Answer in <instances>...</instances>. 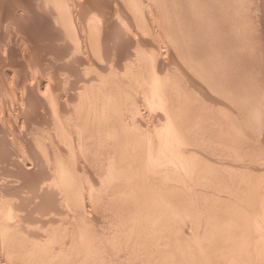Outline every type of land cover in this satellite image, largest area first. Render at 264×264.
Here are the masks:
<instances>
[{"label": "bare ground", "instance_id": "bare-ground-1", "mask_svg": "<svg viewBox=\"0 0 264 264\" xmlns=\"http://www.w3.org/2000/svg\"><path fill=\"white\" fill-rule=\"evenodd\" d=\"M93 1L94 3L92 0H0V137L4 139V144L7 143L5 151H3L7 155L5 156L2 152L3 155H0V157L10 158L13 161L12 163L15 164L16 170H18L17 172L23 175H32L37 171L48 173L46 177L42 176L43 180H40L42 185L37 186L39 189L40 187L44 188V192L48 194L53 186L50 185L51 183L48 179H50L51 172L56 170V165L57 171L61 173L59 174L61 175L60 180L63 185L70 184L71 187V185L76 183L74 181H77L78 168L77 171L72 170L68 166L69 163H66L67 160H64L65 156L70 155L75 160L74 163H77V160L81 158L80 155L85 154L83 153L85 151L89 152L92 150L95 144L103 146V150L105 149L103 153L106 154L104 155L107 158V161L104 158L105 162H107L104 166L107 164V170L102 166L106 172H100L101 174H98L96 176L97 179H95L93 175L95 170L91 172L87 169L89 174L91 172L94 176L88 174L91 178L89 185L86 180L89 186L87 187V194L90 197V201L92 200L91 202L94 201V198H98L97 194H100L99 198L104 195L108 200L112 201L113 205L115 204V213L117 214H115L117 224L113 226V228L115 227L114 230L111 227L114 221L113 224L110 223V228L112 229H108L114 231H111L113 233H110L111 236L108 234L110 231L107 233L110 237L103 233L93 232L89 228L90 221H87L88 225L85 219L83 220V224H81L82 222H78L77 224H72L73 222L69 223L62 233L57 232L58 230L56 231L51 227L55 219L53 222L50 220L54 216L50 215L53 218H50L46 222L40 219L42 221L40 224H43L36 225V228H40L42 233L37 234V230L36 234L34 233L31 236L33 239L26 238L27 241L24 242L26 243L24 246V248L26 247V252L28 255L34 256L40 251L45 253L46 250H49L47 254L45 253L44 257L43 254L40 255L43 257L42 259H39L41 258L39 256H34L35 258L37 257V260H40L36 264H111V262L112 264H116V261H122V257L120 256V259L118 255L124 250H126L123 256L125 262H123L124 260L122 262L125 264L131 258L133 259V261L131 260V264H264V191L262 190L264 185L262 183V174H260L263 171L262 169H264V162L262 164L258 163V165L254 163L255 166L252 165L253 167L248 166L249 164L245 162L248 164L246 165L244 161L247 160L248 154H245V152L244 154L238 153L241 155H239L240 157L228 154L230 157H236L237 161L234 163H230L231 158L228 160L229 162L227 160L224 161L229 157L222 159L225 163H221L222 160L216 159L215 156L214 158L200 153L201 145H208L206 144L208 141L212 142L213 146L217 145V142L219 144L235 143L236 135H243L242 130L245 129V127L242 129L244 126L242 122L244 123V121H241V118L239 119L240 121L237 120L238 117L235 118V115L238 114H235V111L232 109L233 106L222 107L225 112V114L224 112L222 114L226 115V119L206 112V109H208L207 103L209 104L208 101H210L211 105L214 103L219 104V101H216V98L219 96L218 94H222L225 97L229 96L231 100L233 99L234 102L232 101V104L231 101L229 102L231 105L235 102L236 105L238 102V105L241 103L245 106L246 109H243V111L244 113L246 111L247 119H249L251 112L253 113L252 117H255L254 115L256 117L258 115L261 116L262 119L259 117V124L262 122L260 124L262 127L259 130H262L260 132L262 135L258 136L259 140L264 136V96L262 99L260 98L261 96L256 97V95L263 94L259 93L258 95L257 92L260 89L258 88L256 92L255 89L257 88H254L255 86L261 88V85L258 83L259 86L257 81L256 83L254 82L252 87L254 89L246 87L249 84L248 82L253 84L252 81L255 79L253 80L252 74L254 75L255 72L251 73L250 71L249 77L251 75L252 81H248L251 79H247L246 81L248 82H245L247 83L245 84V80H243L245 84L243 86L246 89H241L242 91L238 86L239 81L238 83L236 82L238 84L237 91L234 87L236 84L234 86L231 84L235 77L231 80V83L229 81L231 85H225V80L229 77H226L227 79L224 80L223 77L229 73V69H233V66L231 65L232 67L228 68V70L226 69L228 72L224 74L222 69L225 70L229 66H224L225 68L222 67V69L217 71L218 67L214 69L216 65H211L212 63L210 64L209 62V64L207 63L208 66L204 63L205 59L209 60L208 56L213 57L215 54H219V52H214L215 54L212 56L209 52L210 50L206 47L205 55L208 50L209 55H206L207 58H205V55L196 50V48L199 49L197 44L201 33L196 32L197 28L192 30L191 26H193V23L188 24L191 25L189 26L191 28H185L188 26L187 22L190 19H187V17L190 16L186 15L187 21L184 20L185 16H181L182 13H177V9L175 12L177 13V18L175 19V14H171V12L174 13L175 9L174 11L168 10L169 0H139V2L137 0H109L111 2L106 0L108 2H104L105 4H102L104 0H100L101 4L99 5H96L95 0ZM97 1L99 3V0ZM191 1L195 7L201 2V0L199 2H197L198 0H190V3ZM225 1L223 4H226V7L224 8H227L230 4L228 1L225 3ZM171 2V7H176L173 5V3L176 4V1L173 2L171 0ZM187 2L188 0H186V4ZM180 3L182 4L183 2L180 1ZM139 7H143V10H140L142 11V15L140 14L142 16L141 24L138 22L140 19L137 21V18L141 17H134V13L137 11L136 8ZM197 8L195 12L193 6L194 14L199 13ZM258 10L260 9L258 8ZM155 11H157L156 16ZM227 11H224V13ZM89 12L90 14H97V20L96 18L94 19L98 23L91 22L89 18L85 23V25L88 24L86 25L88 27H86L83 22L87 20L85 18ZM213 15L215 14L213 13ZM39 16L43 18L42 23L44 25H41V28L42 26L50 28L52 30L51 34L55 33H53V30H57L60 33L63 30V33H65V35L62 33L63 36L59 34L60 38L58 37L59 39H57V37L52 35L46 36V30L44 29L45 32L43 34L45 33V40H48V49L41 47L45 42L42 40V38L44 39L43 35L33 33V31L31 32L27 28V23L38 19ZM224 16L228 18L225 14ZM224 16L222 15V17ZM210 17L213 19L218 18V16L212 17V15ZM226 18H223V20ZM40 19L39 21H41ZM174 19L176 22H174ZM189 21L192 22V19ZM185 23L186 25L184 26ZM194 26L197 27V24H194ZM234 26H231V28ZM210 30L212 31V29ZM256 30L258 31V29ZM55 36L57 35L55 34ZM261 37L263 39V35ZM46 43L43 45L45 46ZM175 47L181 49L183 55H178L176 58L174 54ZM201 48L204 49L203 47ZM181 50H179V53H181ZM212 50L215 51L217 49L214 50L213 48ZM219 50L222 51L221 49ZM42 51L45 52L46 57L45 55L43 56ZM88 51H91L94 55L93 62L85 55ZM234 51L236 52L237 50ZM179 53L177 52V54ZM225 53L224 55L226 56ZM224 55L222 56L221 54L225 58ZM170 58L172 62L173 60L175 61L173 62L175 65L173 71L169 70L172 68L171 65H168ZM213 58L215 59L216 56ZM220 59L216 60L219 62ZM53 60H60L61 63L63 62V65L61 66L60 62L58 63L57 61L60 65H56V68L54 67L55 64H51V62H56ZM216 60H214V64L217 63ZM76 61L82 63L80 69L89 71L93 68L96 73H100V76L95 74V76L91 77L90 74L83 72L85 74L84 78L82 77L84 80L81 79L84 81L82 82L84 86L82 85L83 87L81 86L80 90L76 89L75 91L74 88L72 89L73 82L70 78L76 74L75 72L80 70L72 65ZM87 63H89L90 67L83 66V64ZM242 66L245 67L244 65ZM239 67L236 66V68ZM253 68L255 69V67ZM174 70H176V73ZM222 71L223 73H220ZM243 71L239 74L240 77L242 74L241 78L245 76ZM245 71L248 73L247 70ZM80 72L82 73V71ZM228 75L231 76L230 74ZM246 75L249 78L248 74ZM182 76L187 77L188 82L191 83V87L185 85L187 82L184 84L180 82L182 80L179 81V78ZM4 77L6 80L10 77L11 83L15 86L12 91L14 98L10 91V98L14 99L10 104L8 102L10 101L8 100L9 96L5 93L9 90L5 89L3 83ZM240 77L237 78L240 79ZM239 79H236V81ZM256 79L260 81L259 78ZM74 82H76V86L78 83L77 81ZM11 83L7 85L11 86ZM251 84L249 86H252ZM243 86L240 84V88ZM262 86V91H264V84ZM7 93L9 94V92ZM138 94H141L143 97L141 99L145 100L140 105L138 103H140L139 100L141 101V99L138 97ZM4 95L8 97L5 98ZM258 98L259 100L261 99L263 105L261 103L257 105L260 102H256ZM131 99L133 100L130 101ZM145 103L146 105L144 106L147 107H142ZM222 103L224 102L222 101ZM223 105L226 106L225 103ZM10 106L14 107L15 112L18 111L17 115L12 118L9 113ZM258 106L262 107L256 108ZM213 107L215 108L216 106L213 105ZM247 107L249 108L247 109ZM241 109L237 110V112L241 113ZM39 112L44 114L45 121L50 126L49 130L45 128L46 132H49L48 140L50 144L48 145V143L45 144L43 142L46 145V147L42 148L43 150L40 147L45 145L42 144L37 147L36 143L38 142L35 141L37 139L35 138L34 140L33 137V139L30 137V130L28 129L34 122L33 115H37L35 117H38ZM241 114L244 115L243 113ZM234 118L235 120H233ZM247 119L245 118L246 121ZM200 123H202V127L199 126ZM12 124L14 127H12ZM224 124H226V128ZM247 125L250 126L249 124ZM196 126H199L201 129L198 130L199 127L197 128ZM149 128H153V132ZM66 135L73 138V141H68L70 139L67 138L68 144L65 143L66 146H63L64 142H62V149L60 139L66 137ZM258 137L256 136L255 139ZM247 139L245 138V141H248ZM214 142L216 144H213ZM228 144L225 146H229ZM244 144L246 143L244 142ZM247 145L249 144L245 146ZM259 145L258 153L261 150L262 152L264 151V144ZM257 147L256 150H258ZM37 149L38 151L40 150L39 154ZM41 155L42 157H46L44 161L41 160ZM252 155L254 156L255 154ZM90 156L92 155L90 154ZM91 158L94 159V157ZM51 161L57 162V164L54 165L55 163L52 164ZM220 167L226 169L228 178L218 171ZM56 176L58 177L57 174ZM38 180L36 184H38ZM47 180L49 184L46 182ZM33 182L35 183V181ZM61 182H57V179L54 180L55 185ZM97 182L100 183L98 187L96 186ZM81 185L84 188L85 184ZM67 189H70L69 186ZM65 190H63L64 194ZM72 190L76 191L75 188H72L70 191ZM16 191L18 194L19 190L16 189ZM63 191L60 193L62 197H66L63 195ZM70 191L68 190V192ZM1 193L0 198L4 196ZM45 193L42 192L43 197ZM49 195L51 196V194ZM45 198H47V195H45ZM66 198H62V200ZM5 201L6 199L4 198L0 199V264H17L16 261L15 263L11 259V246L15 243L14 241L18 242L21 239L16 236L14 237V233L16 234L17 230L14 232L12 228L16 229L22 223L23 218L21 214L19 216L18 209L15 212L16 214H14L11 206L10 208L8 206L6 208L5 205L7 203L4 204ZM47 203L51 204L49 201ZM38 205L35 206L37 207ZM27 212L29 211L27 210ZM47 213L48 215L51 214L48 211ZM47 213L45 211V214ZM14 215L16 219L13 220ZM48 215L47 217L49 218L50 216ZM184 218L187 219L190 227L187 231L190 233V236L188 235L185 241L182 238H186L188 234L186 231V235L183 236L181 233L179 234V231L171 229L172 224H178V226L179 224H183ZM19 228L17 227L18 230ZM108 245L109 249H107ZM135 247L137 251L134 252ZM112 248L113 251L116 248L117 250L119 249L118 251L122 250L118 252L120 254L117 253L118 255L114 252L117 255H115L117 259H120H116L114 263L113 261H107V256L112 258L109 253L110 256H106V251H110ZM115 256L113 255L114 259L116 258ZM33 261L34 258L32 259Z\"/></svg>", "mask_w": 264, "mask_h": 264}, {"label": "rangeland", "instance_id": "rangeland-1", "mask_svg": "<svg viewBox=\"0 0 264 264\" xmlns=\"http://www.w3.org/2000/svg\"><path fill=\"white\" fill-rule=\"evenodd\" d=\"M96 2V5H99V4H101L100 2L102 1H100L99 0V3H97L98 1L97 0H95ZM109 1V0H108ZM108 1H106V0H104L103 2H102V4H105L104 2H108ZM136 1V0H135ZM170 2H168V6L171 8H169L168 7V10H172V11H174V9H175V11H174V13L173 12H171V14H175V19L177 18L176 17V14L177 13H182V15L181 16H185V18H184V20H186L187 21V19H192V22H190L189 20H188V22H187V25L188 24H190V23H193L192 25L193 26H191V25H188V26H186L185 28H191L192 27V30L193 29H195V28H197V30H196V32H199V34H200V39H198V41L200 42V44H199V42H198V47H199V49H197L196 48V50L197 51H199L201 54H203V55H205V53H206V47L210 50H208L210 53H211V55L213 56L215 53L214 52H219V54L221 53L222 54V56L224 55V53H225V51H226V56H225V58L224 57H222L221 56V54H220V56H218L217 57V55H219V54H215L214 56H216V58L214 59L213 57H209L208 55V51H207V56H208V58H209V60L207 59H205L204 60V63L206 64V65H208L209 64V62H210V64L211 65H216V66H214V69H217V67H218V69H217V71L218 70H220V69H222V67L223 68H225L226 66H229V67H226L225 68V70L227 69L228 70V68H230V67H232L233 66V69L231 68V69H229L228 71H229V73H227L228 71L226 70H224V69H222L223 71H224V74H226V75H224V77H223V80L224 79H227L228 77L230 78V80H229V78L227 79V80H225V85H231V84H233V86L236 84V86H234L236 89V91H237V85L239 86V89L241 90H243V89H246L244 86H245V84H247V83H245V82H248V81H252V79L250 78L251 77V75H250V77H249V74H251V73H254V75L252 74V78H253V80L254 81H252L253 82V84H251V82H248L249 84H247L246 85V87L247 88H252L253 87V85H254V82L256 83L257 81V84L259 83L260 85H261V88L260 87H254V88H257V89H255L256 90V92H257V90H258V88L261 90H258V95H259V93L261 94H263V95H259V96H257L256 95V97H260L261 99H262V97L264 96V91H262V85L264 84V74H263V72H264V0H227L228 1V3L230 4H228L229 5V7H227V8H224V7H226L225 5L226 4H223L224 3V1L225 0H214V2H213V0H201V2L200 3H198V5L196 6V7H198L197 9H198V12L199 13H195L194 14V11L196 12V7H195V5H193V3H192V1H191V3H190V0H188V2H187V4H186V0H173V2H175L176 4H174L173 3V5L174 6H176V7H171V5H170V3L172 4V2H171V0H169ZM180 1H182L183 3L181 4L180 3ZM200 0H198L197 2H199ZM212 1V2H211ZM216 1V2H215ZM227 1H225V3H227ZM234 1V2H233ZM243 1V2H242ZM92 2L94 3V1L92 0ZM109 2H111V1H109ZM137 2H139V0H137ZM178 2H179V4H178ZM221 2V3H220ZM248 2H249V4H248ZM211 3V4H210ZM217 3V4H216ZM241 3V4H240ZM257 3H258V5H257ZM219 4V5H218ZM172 5V6H173ZM179 5V6H178ZM182 5V6H181ZM188 5H190V6H188ZM205 5V6H204ZM206 5H208V6H206ZM218 6V8H217V6ZM263 5V6H262ZM185 6H187V7H185ZM193 6H194V8H195V10L193 9ZM200 6V7H199ZM211 6V7H210ZM249 6V7H248ZM255 6H256V8H255ZM184 7V8H183ZM140 8V9H139ZM139 8H136L137 9V11H135V13H134V17L136 16V17H141V18H137V21L140 19V21H138L140 24L142 23L141 21H142V11H140L141 9L143 10V7H139ZM188 8H190V9H188ZM200 8H201V11H200ZM212 8V9H211ZM223 8V9H222ZM232 8H234V9H232ZM238 8V9H237ZM240 8H241V11H240ZM246 8V9H245ZM258 8L260 9V10H258ZM176 9H177V13H175L176 12ZM180 9V10H179ZM182 9V10H181ZM184 9V10H183ZM207 9V10H206ZM211 9V10H210ZM215 9V10H214ZM220 9V10H219ZM227 9H229L228 11H227ZM139 10V11H138ZM188 10V11H187ZM194 10V11H193ZM209 10V11H208ZM247 10V11H246ZM178 11H180V12H178ZM182 11H184V12H182ZM191 11H193V12H191ZM204 11H205V13H204ZM224 11H227V12H225L224 13ZM234 11V12H233ZM262 11V12H261ZM91 12H94V11H91ZM201 12V13H200ZM208 12V13H207ZM211 12V13H210ZM250 12V13H249ZM256 12V13H255ZM261 12V13H260ZM96 13V12H95ZM159 13V12H158ZM185 15H184V14ZM192 14V16H191V14ZM213 13L215 14V15H213ZM223 13V14H222ZM227 13V14H226ZM231 13V14H230ZM233 13V14H232ZM239 13V14H238ZM243 13V14H242ZM92 14V15H91ZM90 14V12H89V14H87L88 16L85 18V19H87L86 21H84L83 22V24H84V26H86V25H88V24H86L85 25V23L88 21V19L90 18V20H91V22H93V23H98L96 20H97V14H94V13H91ZM94 14V15H93ZM141 14V15H140ZM199 14V15H198ZM212 15V17H214V16H218V18L216 19V18H211L210 16ZM221 14V15H220ZM224 14L230 19H228V18H226L225 16H224ZM229 14V15H228ZM238 14V15H237ZM244 14H246V15H244ZM253 14V15H252ZM261 14V15H260ZM90 15H91V17H93L92 19H94V18H96V20L94 19V20H92L91 19V17H90ZM157 15V11H155V16ZM186 15L187 16H190V17H187V19H186ZM202 15V16H201ZM210 15V16H209ZM220 15V16H219ZM222 15L224 16V17H222ZM231 15V16H230ZM197 16V17H196ZM200 16V17H199ZM232 17V18H230V17ZM242 16H243V18H242ZM257 16V17H256ZM40 17H41V19H40ZM199 17V18H198ZM202 17H203V19H202ZM235 17V18H234ZM247 17V18H246ZM253 17V18H252ZM172 18H173V15H172ZM205 18V19H204ZM223 18H226V19H224L223 20ZM254 18H256V19H254ZM39 19L41 20V21H39ZM43 18H42V16H39V18L38 19H36V20H34V21H29V23H27L28 24V26H27V28H29L28 30L29 31H33V33H36V34H38V35H43L42 37H44V34L46 35V36H50V35H52V36H54V37H57V39H59L60 38V35L59 34H62L63 33V30L61 31V33L59 32V31H57V30H53V33L54 34H51L50 32H52V30H50V28H46L45 26L43 27L42 26V28H41V25H44L42 22H43V20H42ZM174 19V22H176V20ZM198 19H202L201 21L200 20H198ZM212 19V20H211ZM89 20V21H90ZM194 20V21H193ZM205 20V21H204ZM208 20V21H207ZM223 20V21H222ZM232 20V21H231ZM185 21V22H186ZM219 21V22H218ZM225 21V22H224ZM243 21V22H242ZM251 21V22H250ZM33 22V23H32ZM37 22V23H36ZM195 22V23H194ZM198 22V23H197ZM203 22H205V23H203ZM208 22V23H207ZM231 22H233V23H231ZM236 22V23H235ZM239 22V23H238ZM241 22H242V24H241ZM258 22V23H257ZM31 23V24H30ZM203 23V24H202ZM207 23V24H206ZM222 23V24H221ZM252 25H251V24ZM256 23V24H255ZM175 24V23H174ZM194 24H197V27H195L194 26ZM216 24V25H215ZM229 24V25H228ZM232 24V25H231ZM186 25V23L184 24V26ZM199 25V26H198ZM219 25V26H218ZM235 25V26H234ZM260 25V26H259ZM34 26V27H33ZM189 26H191V27H189ZM229 26H230V28H229ZM231 26H234V27H232L231 28ZM243 26V27H242ZM247 26V27H246ZM86 27H88V26H86ZM203 27V28H202ZM221 27V28H220ZM227 28H229L228 30H227ZM242 30H241V29ZM246 28V29H245ZM35 29V30H34ZM46 30V32H45V30ZM209 29V31L207 32V30ZM210 29H212V31L210 30ZM223 29H226V30H223ZM230 29H232V30H230ZM256 29H258V31L256 30ZM259 29H261L260 31H259ZM44 30V31H43ZM48 30V31H47ZM59 30V29H58ZM206 30V31H205ZM218 30V31H217ZM222 30V31H221ZM238 30H241V31H238ZM36 31H38V32H36ZM172 31H173V28H172ZM206 33H205V32ZM220 31V32H219ZM253 31V32H252ZM43 32H45L44 34H43ZM65 32V31H64ZM213 32V33H212ZM237 34H236V33ZM256 32V33H255ZM58 33V34H57ZM234 33V34H233ZM244 33V34H243ZM250 33V34H249ZM261 33V34H260ZM55 34L57 35V36H55ZM64 35H65V33H63ZM63 34H62V36H63ZM204 34V35H203ZM210 34H212V35H210ZM223 34V35H222ZM253 34V35H252ZM260 34V35H259ZM203 35V37H201ZM206 35V36H205ZM226 35V36H225ZM247 35V36H246ZM263 35V39H262V36ZM216 36V37H215ZM218 36V37H217ZM225 36V37H224ZM238 36V37H237ZM246 36V37H245ZM256 36V37H255ZM59 37V38H58ZM161 37V36H160ZM228 37H229V39H228ZM242 37H243V39H242ZM261 37V38H260ZM209 38V39H208ZM212 38H213V40H212ZM240 38V39H239ZM205 41H204V40ZM258 39V40H257ZM42 40L43 41H45L43 44H45L46 42V45L44 46L41 42V47L44 49V47H45V49H48L49 48V44H48V40H45V37H44V39L42 38ZM217 40H219L218 42H220V43H218L217 42ZM232 40V41H231ZM237 40V41H236ZM241 40H242V42H241ZM253 40V41H252ZM262 40V41H261ZM60 41V40H59ZM235 41V42H234ZM260 41V42H259ZM170 42H172V41H170ZM228 42V43H227ZM239 42H241V43H239ZM255 42V43H254ZM263 42V43H262ZM203 43H204V45H203ZM208 43V44H207ZM233 43V44H232ZM247 43V44H246ZM223 44V45H222ZM225 44V45H224ZM238 44V45H237ZM243 44V45H242ZM248 44H250V45H248ZM255 44V45H254ZM207 45V46H206ZM212 45H215V46H212ZM229 45V46H228ZM48 46V47H47ZM175 46V45H174ZM203 47L204 49H202L201 47ZM223 46H224V48H223ZM231 46V47H230ZM245 46V47H244ZM255 47V48H252V47ZM47 47V48H46ZM219 47V48H218ZM235 47H236V49H235ZM263 47V48H262ZM176 48V47H175ZM202 49V51H200L201 49ZM211 48V49H210ZM214 48V50L215 49H217V50H215V51H213L212 49ZM223 48V49H222ZM227 48H228V50H227ZM245 48H247L246 50H245ZM206 49V50H205ZM219 49H221L222 51H220ZM231 51H230V50ZM241 49V50H240ZM249 49H251V50H249ZM179 50H181V49H179V48H176V50H175V57L177 58L178 57V55L180 56V55H183L182 54V50H181V53H179L180 51ZM204 50V51H203ZM234 50H237L236 52L234 51ZM234 53H233V52ZM242 51V52H241ZM43 52V51H42ZM41 52V53H42ZM177 52L179 53V54H177ZM239 52V53H238ZM247 52V53H246ZM89 53V54H88ZM213 53V54H212ZM250 53V54H249ZM252 53V54H251ZM259 53H260V55H259ZM43 54V56L45 55V57L47 56L46 54H45V52H43L42 53ZM240 54V55H239ZM86 57L88 58V59H90V61L91 62H93L94 61V59H93V54H92V52L91 51H88L86 54ZM89 55V56H88ZM206 55H205V58H207L206 57ZM210 55V56H211ZM235 55V56H234ZM255 57H254V56ZM228 56H229V58H228ZM234 56V57H233ZM238 56V57H237ZM220 57H222L221 59H222V61H221V59H220ZM237 57V58H236ZM92 58V59H91ZM233 58V59H232ZM243 59V61H242V59ZM216 59H220V61L218 62V60H216ZM251 59V60H250ZM186 60V59H185ZM213 60V61H212ZM214 60H216L217 61V63H215L214 64ZM230 60V61H229ZM231 60H232V62H231ZM258 60V61H257ZM53 61H56V60H53ZM58 61V63L60 62V64H61V66L63 65V62L61 63V61L60 60H57ZM57 61L54 63H52L51 62V64L53 65V64H55L54 65V67H56L57 68V66H59L60 64H58L57 63ZM170 63L168 64V65H171V67L172 68H170L169 70L170 71H173V67H175V65H174V63L173 62H175L174 60H173V62H172V59L170 58L169 60H168ZM188 61V60H187ZM206 61V62H205ZM208 61V62H207ZM225 61V62H224ZM228 61H229V63H228ZM247 61V62H246ZM252 62V63H251ZM173 65H172V64ZM208 63V64H207ZM219 63V64H218ZM220 63H222V64H220ZM225 63V64H224ZM238 63V64H237ZM87 64H88V66H87ZM87 64H83V66L84 67H90V65H89V63H87ZM218 64V65H217ZM230 64V65H229ZM237 64V65H236ZM57 65V66H56ZM75 68L77 67L78 68V70L80 69V67L82 66V63H80V61H76V62H74L73 64H72ZM232 65V66H231ZM242 65H244L245 67H243ZM253 65V66H252ZM257 65H258V67H257ZM60 66V67H61ZM209 66V65H208ZM225 66V67H224ZM235 66V67H234ZM236 66H240L239 68H236ZM251 66V67H250ZM262 68H261V67ZM60 67H58L59 69H60ZM84 67H82L83 69H85ZM221 67V68H220ZM249 69L250 68V70H248L247 68ZM253 67H255V69L253 68ZM241 68H243L244 69V71H243V69H241ZM246 68V69H245ZM93 69V68H92ZM89 70V71H84V70H82V69H80L78 72H75L76 74L74 75V76H71V81L73 82V87H72V89L74 88L75 89V91H76V89L77 90H80V87L83 85L84 86V84L82 83V82H84V81H82V79L84 78V75L85 74H90V76L92 77V76H95V74H98V76H100V73H96L95 71H94V69L93 70ZM175 69V68H174ZM236 69V70H235ZM239 69V70H238ZM263 69V70H262ZM232 70V71H231ZM243 71L244 73V75L246 76V79H245V76L243 77V78H241L242 77V74H241V77H240V73H242L241 71ZM245 70H247L248 71V73L245 71ZM80 71H82V73L80 72ZM169 71V72H170ZM175 71V73H176V70H174ZM223 71L222 72H220V73H223ZM250 71H251V73H250ZM253 71V72H252ZM258 71V72H257ZM261 71V72H260ZM83 72H86L85 74L83 73ZM93 72V73H92ZM95 72V73H94ZM81 76H80V75ZM92 74V75H91ZM94 74V75H93ZM179 74V73H178ZM228 74H230L231 76H229ZM234 76H233V75ZM238 76H237V75ZM246 74H248V77L249 78H247V75ZM261 74V75H260ZM83 75V76H82ZM228 75V76H227ZM263 75V76H262ZM90 76H89V78H90ZM223 76V75H222ZM75 77V78H74ZM77 77V78H76ZM78 77H80V78H78ZM83 77V78H82ZM227 77V78H226ZM239 79V78H237V77H240V79L239 80H237L236 81V79ZM259 78L260 79V81L258 80V79H256V78ZM74 78V79H73ZM82 78V79H81ZM186 78V79H185ZM233 78H234V80H233ZM9 79V80H8ZM8 79L6 80V78L4 77L3 78V83H4V86H5V89L6 90H9V91H7V92H9V94L7 93V92H5V89H4V92L9 96V99L8 100H10V101H8L9 102V104L10 103H12V100L14 101V99H12V98H10V94L12 93V91L14 90V84H12L11 83V79H10V77H8ZM87 79V78H86ZM85 79V80H86ZM242 79V80H241ZM247 79H251V80H248V81H246ZM5 80V81H4ZM80 80V81H79ZM84 80V79H83ZM180 80H182V81H180ZM186 80V81H185ZM231 80H233V83H231L232 81ZM241 80V81H240ZM243 80H245L244 81V83H243ZM262 80H263V82H262ZM7 81H8V83H7ZM74 81H77V83L79 84L80 82V84L78 85V84H76V86H75V83L76 82H74ZM79 81V82H78ZM179 81L180 82H182V83H186L185 85H188L189 87H191V83L190 82H188V80H187V77H181V78H179ZM228 83H227V82ZM229 81H230V83H229ZM234 81H235V83H234ZM238 81H239V83H238ZM6 82V83H5ZM223 82V81H222ZM238 84H237V83ZM242 82V83H241ZM9 83H11L10 85L11 86H8L9 85ZM227 83V84H226ZM8 84V85H7ZM72 84V83H71ZM240 84H242V86H243V84H244V88L242 87V88H240ZM252 85V86H249V85ZM256 84V85H257ZM258 84V85H259ZM78 85V86H77ZM259 85V86H260ZM76 88H75V87ZM82 86V87H83ZM249 86V87H248ZM254 88H252V89H254ZM264 89V88H263ZM241 90V91H242ZM10 91H11V93H10ZM239 91V90H238ZM260 91V92H259ZM222 92H223V90H222ZM4 93V94H5ZM5 96L4 95V97L6 98V97H8V96ZM140 95L141 94H138V97L141 99H143V97H142V95H141V97H140ZM219 95V96H218ZM217 96L219 97H217L216 99V101H219L218 103L219 104H213L214 106H216L215 108L213 107V105H211L210 104V101H208L209 102V104L207 103V108L208 109H206V112H208V113H213L214 115L216 114V116L217 117H220V118H222V119H226V115H224L225 114V112H224V108H222V107H229V105H230V107H232L233 106V110L235 111V114H238V115H235V118L236 117H238V121H240L239 119L241 118V121H244V123L242 122V124L244 125H242L243 127H242V129L245 127V129L244 130H242V132H243V135H245V136H243L241 133V136H239V135H236V139H235V143L234 142H231L230 144H228V143H226V144H228L229 146H225L226 144L224 143V144H219L218 142H217V145H215V146H213L212 145V142H210V141H208L206 144H208V145H206L205 146V144H200L201 146H202V148L200 147V153H203V154H205V155H208V156H212V157H216V159H225V157L227 158V157H229V158H227V159H225L224 161H228L230 158H231V162L230 163H234V162H236L237 161V159H236V157L237 156H239L240 154H238V153H243L244 154V152H245V154L247 153L248 154V156L246 157L247 158V160H245L244 161V163L246 162V163H248V164H246V165H248V166H251V167H253L252 165H254V163L256 164L257 163V165H258V163H260V164H262L263 162H264V151L262 152V150L260 151V153H258V151H259V148H260V145L259 144H264V136L259 140V135L261 134L262 135V133H260L261 131L259 130V128L261 129V123L259 124V120L260 119H262L261 118V116H259L258 114V116L256 117V115H254L255 117H252L251 115L253 114L252 112H251V114H250V117H249V119H247L248 117H246L247 115V113H246V111H245V113H244V111H243V109H246V107L245 106H243L241 103H239V105H238V102H237V104L235 105V103L233 104V105H231L233 102H234V100L232 99H230V97L229 96H227V97H225L224 95H222V94H218ZM12 96H13V98H14V94L12 93ZM11 96V97H12ZM221 96V97H220ZM135 97H137V96H135ZM137 97V98H138ZM139 98H138V100H139ZM141 99V101L139 100V102L140 103H138L139 105L141 104V103H143L145 100H142ZM220 99V100H219ZM261 99L259 100V98H258V100L256 101V102H258V101H260L257 105H260V103H261V105H263V102H261ZM133 99H131L130 101H132ZM264 100V99H263ZM143 101V102H142ZM222 101L226 104V106H224L223 104L224 103H222ZM231 101V104L229 103ZM233 101V102H232ZM221 103V104H220ZM144 105H146V103L145 104H143V106L142 107H147V106H144ZM209 105V106H208ZM211 105V106H210ZM217 105H220V106H217ZM234 105H235V107H234ZM238 105V106H237ZM251 105H253V104H251ZM250 105V106H251ZM236 106H237V109H236ZM240 106V107H239ZM243 108H242V107ZM256 106V105H255ZM264 106V105H263ZM13 107V106H12ZM12 107L10 106V116H11V118L13 117V116H16L17 115V113H18V111H16L15 112V109H14V107H13V110H12ZM210 107H211V109H210ZM220 107V108H219ZM238 107H239V109H241L242 111H241V113H243L244 115H242L240 112L238 113L237 112V110H239L238 109ZM245 107V108H244ZM253 107V106H252ZM262 106H258V107H256V108H261ZM218 108H219V110L221 111H219L218 110ZM249 107H247V109H248ZM236 109V110H235ZM213 110V112H211ZM217 110V111H216ZM210 111V112H209ZM216 111V112H215ZM219 111V112H218ZM224 112V114H222ZM249 112V111H248ZM16 113V114H15ZM41 113V114H40ZM218 113V114H217ZM257 113H259V112H257ZM223 116H222V115ZM248 114V115H249ZM42 115V116H41ZM31 116V115H30ZM35 116H37V115H33V120H34V122L32 123V126H29L30 128H28L29 130H30V137L32 138H34V140H35V138L37 139V140H35L36 142H38V143H36L37 144V147H39L40 145H42V144H44L43 142H45V144H47L48 143V145L50 144V141L48 140L49 139V132H46L47 130H49L50 129V126H49V124L47 125V121H45L46 120V118L44 117V114L42 113V112H39L38 113V117H35ZM242 116V117H241ZM35 117V118H34ZM40 117V118H39ZM243 117H245L246 119H247V121L245 120V118L242 120V118ZM259 117H260V119H259ZM235 118L233 119V120H235ZM253 118V119H252ZM255 118V119H254ZM41 119V120H40ZM43 119V120H42ZM254 120V121H253ZM262 121V120H261ZM36 122V123H35ZM45 122V123H44ZM248 122V123H247ZM254 122V123H253ZM257 122V123H256ZM35 123V124H34ZM237 123V122H236ZM252 123V124H251ZM202 123H200L199 124V126L200 127H202V125H201ZM227 124V123H226ZM226 124H224V127H225V125ZM229 124V123H228ZM246 124H249L250 126H246ZM204 125V124H203ZM259 125H260V127H259ZM49 126V127H48ZM199 126H196L197 128L199 127ZM255 126H256V128H258V129H256L255 128ZM12 127H14V125L12 124ZM28 127V126H27ZM199 127V129L198 130H200L201 128ZM228 127V126H227ZM252 127V128H251ZM45 128H47V130L45 129ZM49 128V129H48ZM226 128V127H225ZM153 128H149V130H151V132H153V130H152ZM194 129H196V128H194ZM253 129V130H252ZM197 130V129H196ZM248 130V132L246 133V131ZM9 131L10 132H12L11 131V129H9ZM244 131H245V134H244ZM251 133H250V132ZM258 131H259V133H258ZM235 132V131H234ZM32 133V134H31ZM237 133V132H236ZM200 134V133H199ZM248 134V135H247ZM247 135V136H246ZM252 135V136H251ZM1 136V135H0ZM38 136V137H37ZM69 135H66V137H62V139H60V146L62 147V142H64L63 143V146L65 145V143L66 144H68L67 143V141L66 140H68V139H70V140H68V141H73V138H70V136L68 137ZM258 137L257 139H255V137ZM71 137H73L72 135H71ZM251 137V138H250ZM32 138V139H33ZM43 138V139H42ZM65 138V139H64ZM68 138V139H67ZM245 138L248 140V141H245ZM64 139V140H63ZM250 139H251V141H250ZM254 139H255V141L257 140V142H255L254 141ZM41 140V141H40ZM62 140V141H61ZM237 140H238V142H237ZM262 140V141H261ZM49 141V142H48ZM204 141V140H203ZM234 141V140H233ZM241 141V142H240ZM41 142V143H40ZM244 142L246 143V144H249V145H247V146H245L246 144H244ZM253 142H254V144H253ZM5 143V141H4V139L2 138V137H0V155H3L2 154V152L3 151H5V149H6V145H7V143L6 144H4ZM210 143V144H209ZM233 143V144H232ZM44 144V145H45ZM213 144H216V142H214ZM236 144V145H235ZM241 144H243V145H241ZM252 144V145H251ZM5 146V147H3V146ZM39 145V146H38ZM239 145H240V147H239ZM259 146V147H257V146ZM66 146V145H65ZM210 146H212V147H210ZM263 146V145H262ZM261 146V147H262ZM43 147H46V145L45 146H41L40 147V149H42ZM100 147H102L101 149H100ZM244 147V148H243ZM247 147V148H246ZM250 147V148H249ZM256 147L258 148V150H256ZM4 148V149H3ZM218 148V149H217ZM221 148V149H220ZM227 148V149H226ZM238 148V149H237ZM255 148V149H254ZM39 149V148H38ZM38 149H37V152H38V154L40 153V150L38 151ZM62 149H63V147H62ZM222 149H225V150H222ZM232 149V150H231ZM245 149V150H244ZM254 149V150H253ZM43 150V149H42ZM41 150V151H42ZM96 150V151H95ZM105 150V149H104ZM104 150H103V146H98V144H95L94 146H93V148H92V150H90L89 152L87 151H85V152H83V153H85V154H83V155H80L81 156V158H80V160H77V163H74L75 162V160L72 158V157H70V155L69 156H65V159L64 160H67L66 161V163H69L68 164V166H70L71 167V169L72 170H76L77 171V168H78V172H77V175H76V180L77 181H74V182H76L75 184H73V185H71V187L72 188H75L76 189V191L75 190H72V191H70L72 188L70 187V184L69 185H65V186H67V187H65L64 185H63V183L61 182V173H60V171L58 172L57 170V162H52V161H54V160H52L51 162H52V164H54V165H56L55 166V169L56 170H54V171H56V172H54V171H52L51 172V175H50V179H48L49 181H50V185H53L52 186V189L51 190H53V191H51V193H49L48 192V194L47 193H45L44 191H45V189L44 188H42V187H40V189L38 188L39 187V185L41 186L42 185V183H41V181L43 180V177L42 176H44V177H46V174H48V173H44V172H41V171H37V172H35V173H33L32 175H27V177H26V175L24 174H22V173H19V172H17L18 170H16V167H15V164L14 163H12L13 161L10 159V158H8V157H4V156H2V157H4V158H2V157H0V191L1 192H5V193H3L4 194V196H1L2 198H4V199H6V201H5V203L4 204H6L5 205V207L6 208H10V206H11V208H12V210H13V212H14V214H16L15 212H16V210L18 209V214H19V216H20V214L22 215V223H20L19 224V226L21 225V229L19 228V226H17L18 228H19V230L17 229V227H16V229L15 228H12V231L14 230V232H16L15 230H17V232H16V234L14 233V237L16 236L17 238H20L21 240V242L20 241H18V242H16V241H14L15 243L11 246V253H12V257H11V259H13V262H17V264H34V262L37 260V257L35 258L34 256H39V257H41V258H39V259H42L46 254H47V251H49V250H46L45 251V253H43L42 251H40V252H38V253H36L34 256L32 255H28V253L26 252V247L24 248V246L26 245V243H24V242H26L27 240H26V238L27 239H31L32 237V234L34 235V233L37 231V234H39V233H42L41 232V229L40 228H36V225H38V224H40V222H42V221H40V219L42 220L43 219V221H48V220H50V218L52 219L53 217L52 216H54V218L52 219V220H50V221H52L53 222V220L55 219V221H56V223H55V221H54V224H52L51 225V227H53L57 232H64L65 231V229H66V226L67 225H69V223H72V224H77L78 222L79 223H81V224H83V220L85 219V221L87 222H89L90 221V225H89V223H88V225H89V228L90 229H92L93 230V232H98V233H103V234H106L107 235V233L110 231V230H108V229H112L113 228V226H115V224H117L116 223V213H115V204L113 205V203H112V201L109 199H107L104 195H102V197L100 196V198H99V195L100 194H97L96 196H98V198H94V201L93 202H91L90 201V197L88 196V189H87V187H89L88 185L90 184L89 182H90V178H91V176H93L95 179H97V177L96 176H98V174L100 175L101 173L100 172H102L103 173V171H104V169L106 168V170H107V164H106V166H104L105 165V163H107V162H105V160L107 159L106 158V154L105 153H103L104 152ZM207 150V151H206ZM212 150V151H211ZM229 150V151H228ZM242 150V151H241ZM264 150V149H263ZM78 151V150H77ZM102 151V152H101ZM253 151H254V153H253ZM79 152V151H78ZM222 152H223V154H222ZM249 152V153H248ZM261 152H262V154H261ZM4 153V155L6 156L7 155V153H5V152H3ZM216 153H217V155H216ZM237 153V154H236ZM88 154V155H87ZM90 154L92 155V156H90ZM95 154V155H94ZM99 154V155H98ZM105 154V155H104ZM214 154V155H213ZM225 154H234L233 156H236L235 158L232 156V157H230L229 155L227 156V155H225ZM252 154H255L254 156L252 155ZM257 154V155H256ZM99 156V157H98ZM104 156V157H103ZM241 156V155H240ZM239 156V157H240ZM251 156V157H250ZM253 156V157H252ZM256 156V157H255ZM84 157V158H83ZM91 157H94V159L93 158H91ZM214 157V158H215ZM46 159V157H42V155H41V160H45ZM87 160H86V159ZM104 158H105V160H104ZM5 159V160H4ZM9 159V160H8ZM98 159V160H97ZM234 159V160H233ZM236 159V160H235ZM239 159V158H238ZM260 159V160H259ZM233 160V161H232ZM248 160H250V161H253V162H250V161H248ZM7 161V162H6ZM11 161V162H10ZM89 161V162H88ZM107 161V160H106ZM219 162H220V160H218ZM223 160L221 161V163H225ZM260 161V162H259ZM88 162V163H87ZM104 162V164L102 165V163ZM229 162V161H228ZM228 162H226V163H228ZM250 162V163H249ZM9 163V164H8ZM81 163H82V165H81ZM84 163V164H83ZM94 163H95V165H94ZM97 163V164H96ZM243 163V162H242ZM252 163V164H251ZM13 164V165H12ZM90 164V165H89ZM3 165H5L4 167H3ZM53 165V166H54ZM9 166H10V168H9ZM14 168H13V167ZM77 166V167H76ZM81 166H82V170H81ZM86 166V167H85ZM94 166V167H93ZM104 167V169H103V167ZM255 166V165H254ZM8 167V168H7ZM86 169H85V168ZM91 167V168H90ZM90 168V169H89ZM95 168V169H94ZM250 168V167H249ZM263 168H264V166H263ZM10 169V170H9ZM87 169H88V171L90 170L91 172H93L94 170V172H93V175H92V173L90 172V174H89V172L87 171ZM98 169V171L96 172V170ZM102 170V171H100V170ZM221 169V170H220ZM71 170V171H72ZM93 170V171H92ZM106 170L104 171V172H106ZM263 171H264V169H262ZM80 171V172H79ZM218 171L221 173V174H223V175H225V176H227V178L229 177L227 174H228V172L226 171V169H223L222 167H220V168H218ZM263 171H261V173L260 174H262V183H263V185H264V173H263ZM86 172H88V173H86ZM60 173V174H59ZM79 173V174H78ZM97 173V175H95V174ZM14 174V175H13ZM20 174V175H19ZM53 174V175H52ZM58 175V177L56 176L55 177V175ZM91 175L90 177H89V175ZM3 177H2V176ZM7 176V177H6ZM19 176H21V177H19ZM30 176V177H29ZM41 176V177H40ZM48 176V175H47ZM54 176V177H53ZM6 179H5V178ZM33 177V178H32ZM39 179H37V178ZM83 177H84V179H83ZM5 180H4V179ZM82 178V179H81ZM2 179H3V181H2ZM27 179V180H26ZM42 179V180H41ZM57 179V182L59 181V182H61V183H57L56 185L54 184V180H56ZM59 179V180H58ZM81 179V180H80ZM10 180V181H9ZM15 180V181H14ZM17 180H18V182H17ZM37 180L39 181L38 182V184H36V182H37ZM41 180V181H40ZM46 181L48 184H49V181ZM88 182H87V181ZM7 181V182H6ZM26 181V182H25ZM33 181H35V183L33 182ZM82 181H83V183H82ZM6 182V183H5ZM10 182V183H9ZM25 182V183H24ZM88 183V185H87V183ZM9 183V184H8ZM14 183V184H13ZM19 183V184H18ZM23 183V184H22ZM41 183V184H40ZM85 184V185H87V186H85L84 185V188H83V185H81V184ZM7 184V185H6ZM62 184V185H61ZM100 183L99 182H97V187L98 186H100L99 185ZM2 185V186H1ZM29 185V186H28ZM61 185V186H60ZM75 185V186H74ZM79 185V186H78ZM38 186V187H37ZM62 187V188H60V187ZM68 186H69V188L70 189H67L68 188ZM74 186V187H73ZM15 187V188H14ZM79 187V188H78ZM80 187H82V188H80ZM3 188V189H2ZM67 190H65V189ZM86 188V189H85ZM16 189L17 190H19L18 191V194H17V191H16ZM39 189V190H38ZM43 189V190H42ZM62 189V190H61ZM82 189V190H81ZM3 190V191H2ZM11 190V191H10ZM26 190V191H25ZM63 190H65V194H64V191ZM68 190L72 193H70V192H68ZM86 190V191H85ZM262 190L264 191V186H263V188H262ZM261 190V191H262ZM22 193H21V192ZM41 191V192H40ZM59 191V192H58ZM62 191H63V195H65L66 197H62ZM78 191V192H77ZM0 192V193H1ZM42 192L43 193H45V195H47V198H45V195H44V197H43V194H42ZM53 192V193H52ZM61 192V193H60ZM66 192H67V194H69V195H67L66 194ZM73 192H74V195H73ZM79 192H81L80 194H79ZM55 193V194H54ZM77 193V194H76ZM83 193V194H82ZM2 193H1V195H3ZM49 194H51V196L49 195ZM55 196H53V195ZM60 194V195H59ZM105 194V193H104ZM188 194V193H187ZM24 195V196H23ZM49 195V196H48ZM72 195V196H71ZM81 195V196H80ZM85 195V196H84ZM37 198H36V197ZM60 196V197H59ZM48 197H50V198H48ZM55 198V201H54V198ZM72 199H71V198ZM76 197V198H75ZM83 197V198H82ZM88 197H89V199H88ZM2 198H0V199H2ZM62 198L64 199V198H66L65 200H62ZM78 198V199H77ZM16 199V200H15ZM35 199V200H34ZM68 199V200H67ZM18 200V201H17ZM27 200V201H26ZM81 200V201H80ZM100 200H101V202H100ZM24 201V202H23ZM33 201V202H32ZM50 202L51 204H48L47 202ZM52 201V202H51ZM64 201V202H63ZM68 201V202H67ZM83 201V202H82ZM85 201V202H84ZM39 202V203H38ZM81 202V203H80ZM91 202V203H90ZM100 202V203H99ZM108 202V203H107ZM26 203V204H25ZM54 203H55V205H54ZM78 205H77V204ZM98 203V204H97ZM19 204V205H18ZM39 204V205H38ZM91 204V205H90ZM102 204V205H101ZM104 204H106V205H104ZM110 204V205H109ZM32 205V206H31ZM35 205H38L37 207L35 206ZM44 205V206H43ZM48 205V206H47ZM72 205V206H71ZM96 205H97V207H96ZM108 205V206H107ZM8 206V207H7ZM21 206V207H20ZM29 206V207H28ZM58 208H57V207ZM96 208H95V207ZM113 206V207H112ZM20 207V208H19ZM33 207V208H32ZM40 207V208H39ZM46 207H48V208H46ZM82 207V208H81ZM112 207V208H111ZM35 208V209H34ZM62 208H63V210H62ZM114 208V209H113ZM48 209V210H47ZM71 209H73V210H71ZM93 209V210H92ZM96 209V210H95ZM98 209V210H97ZM104 209V210H103ZM26 210V211H25ZM27 210L29 211V212H27ZM37 210V211H36ZM46 211V213H47V211L48 212H50L51 214H49L48 215V213L47 214H45V211ZM59 210V211H58ZM112 210V211H111ZM71 211H73V212H71ZM95 211V212H94ZM103 211V212H102ZM105 211V212H104ZM109 211H111V212H109ZM27 212V213H26ZM44 212V213H43ZM90 212V213H89ZM100 212V213H99ZM57 213V214H56ZM86 213V214H85ZM102 213V214H101ZM104 213V214H103ZM106 213V214H105ZM34 214H35V216H34ZM44 214V215H43ZM54 214V215H53ZM116 214V215H115ZM47 215L48 216H50V215H52V216H50L49 218L47 217ZM58 215V216H57ZM101 217H100V216ZM107 215V216H106ZM24 216V217H23ZM43 216H45L44 218L46 219H44V218H41V217H43ZM88 216H89V218H88ZM93 216V217H92ZM103 216V217H102ZM184 217H185V215H183ZM15 217V215L13 216V220L14 219H16V218H14ZM40 217V218H39ZM56 217V218H55ZM38 218H39V220H38ZM48 218V219H47ZM186 218V217H185ZM184 218V222H183V224H179V226H181V227H179L178 226V224H176V225H174V224H172V226H171V229L172 230H177V232L179 231V234L181 233L183 236L184 235H186V232L189 230V223H188V221H187V219H185ZM37 219V220H36ZM58 219V220H57ZM95 219V220H94ZM97 219V220H96ZM104 219V220H103ZM108 219V220H107ZM13 220H11V221H13ZM101 220V221H100ZM112 221V222H110V221ZM37 221H39V222H37ZM49 221V222H50ZM74 221H76V223H74ZM113 221H114V224H113ZM185 221H186V223H188V224H186L185 223ZM44 222V223H45ZM100 223V224H99ZM110 223H112L113 225L111 226L112 228H110ZM184 223H185V225H184ZM12 224H13V222H12ZM41 224H43V223H41ZM40 224V225H41ZM95 224V225H94ZM96 224H98V225H96ZM55 225V226H54ZM71 225V224H70ZM173 225H174V228H173ZM33 226H35V227H33ZM103 227V228H102ZM186 227V228H185ZM98 228H100L99 230H98ZM115 228V227H114ZM114 228L112 229V230H114ZM180 228V229H179ZM187 229V230H186ZM21 230H22V232H21ZM102 232H101V231ZM103 230H105L104 232H103ZM111 230V231H112ZM40 231V232H39ZM109 232L108 234L111 236V234H113L112 232H114V231H112V232ZM186 231V232H185ZM201 231V230H200ZM19 232V233H18ZM20 232H21V234H23V235H21L20 234ZM27 232V233H26ZM12 233V232H11ZM26 233V234H25ZM111 233V234H110ZM188 233V232H187ZM19 234V235H18ZM36 234V233H35ZM190 233H188L187 235H186V238L184 237V238H182L184 241H185V239L187 240V236L189 235ZM27 235V236H26ZM109 235H107V236H109ZM109 236V237H110ZM182 236V237H183ZM190 236V235H189ZM23 239H24V241H23ZM33 239V238H32ZM14 240V239H13ZM190 240H192V238H190ZM29 241V240H28ZM189 241V240H188ZM20 242V243H19ZM18 245H17V244ZM23 243H24V245H23ZM112 245V244H111ZM110 245V246H111ZM114 247V246H113ZM21 248H23L22 250H21ZM110 247H109V245H108V247H107V249H109ZM117 248H119V247H117ZM117 248L116 249H114L115 251H113V248L112 249H110V251L109 250H107L106 252V256L107 255H111V257L112 258H109L108 256H107V258L105 257V259H107V261H109V262H111V261H113V263L116 261V259H117V255L118 254H120V253H118V252H120V251H122V250H120V251H118L117 250ZM117 250V251H116ZM124 250V249H123ZM130 250H131V248H130ZM129 249H128V251H130ZM134 250V249H133ZM15 251V252H14ZM135 251H137L136 250V247H135V250H134V252ZM113 253V255L115 256L117 253V255L115 256L116 258L114 259V257H113V255H112V253ZM116 254H115V253ZM124 252H126V250H124V251H122L121 252V254L120 255H118V257L121 259V257H122V261L123 262H125V259L123 258V256H124ZM131 252V251H130ZM40 253V254H39ZM109 253V254H108ZM15 254V255H14ZM39 254V255H38ZM43 254V257L42 256H40V255H42ZM131 254H132V252H131ZM131 254H130V258H131ZM109 255V256H110ZM18 256V257H17ZM121 256V257H120ZM28 257V258H27ZM34 258V261L32 262V259ZM117 259V260H120V259ZM23 259V260H22ZM38 259V260H39ZM112 259V260H111ZM26 260V261H25ZM28 260V261H27ZM37 260V262H35V264L36 263H38L39 261ZM128 260V259H127ZM126 260V261H127ZM131 260L133 261V259L131 258ZM130 260V261H131ZM25 261V262H24ZM122 261H116L115 263L116 264H122L123 262ZM129 260L127 261V263L126 264H128L129 262H130ZM132 261L130 262V264L132 263ZM15 262V263H16ZM117 262H119V263H117ZM40 264V263H39ZM111 264H112V262H111ZM123 264H125V263H123ZM134 264V263H133Z\"/></svg>", "mask_w": 264, "mask_h": 264}]
</instances>
